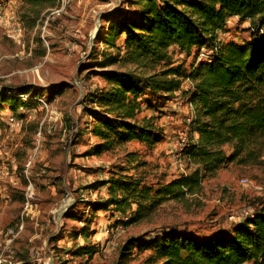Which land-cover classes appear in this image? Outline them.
I'll return each instance as SVG.
<instances>
[{
	"label": "rangeland",
	"instance_id": "1",
	"mask_svg": "<svg viewBox=\"0 0 264 264\" xmlns=\"http://www.w3.org/2000/svg\"><path fill=\"white\" fill-rule=\"evenodd\" d=\"M68 1L59 14H50L61 8L57 2L33 22L28 8L17 0L21 37L0 31V92L18 94L29 105L17 114L8 109L0 114V243L13 237L8 262L160 264L152 250L141 246L150 237L170 230L208 236L228 230L244 219V210L264 204L263 154L259 164H229L206 179L198 195L183 202L164 201L137 223H128L131 211L124 215L112 206L95 209L109 199L104 183L120 168L155 187L190 171L179 150L182 139H188L192 118L185 95L190 88L182 83L181 90L160 99H140L138 118L153 121L159 143L148 147L131 141L97 154L100 139L91 132L92 112L100 109L90 98L109 88L103 73L143 74L134 65L112 62L123 55L125 36L113 35L107 20L119 10L137 11L141 1ZM227 26L235 38L252 39L248 22L235 18ZM169 51L184 68L203 58L187 56L175 46ZM11 114L19 125L8 123ZM245 177L253 184L242 186ZM231 214L236 220H230ZM21 220L24 228L8 235L9 227Z\"/></svg>",
	"mask_w": 264,
	"mask_h": 264
},
{
	"label": "trees",
	"instance_id": "2",
	"mask_svg": "<svg viewBox=\"0 0 264 264\" xmlns=\"http://www.w3.org/2000/svg\"><path fill=\"white\" fill-rule=\"evenodd\" d=\"M20 1L33 22L58 5V0ZM140 1L137 11L119 10L107 20L113 35L125 36L123 55L112 62L134 65L143 74L103 73L109 88L90 98L100 109L92 112L91 132L100 139L94 151L100 154L131 141L148 147L159 143L153 121L138 118L140 99L172 94L189 78L193 87L185 95L193 115L181 155L191 169L156 187L124 168L115 171L104 183L109 186V199L95 209L107 211L112 206L124 215L131 211L129 224L148 219L164 201L183 202L198 195L204 181L229 164H259L264 154V0ZM231 17L249 23L251 40H218L216 31L226 28ZM174 46L194 57L209 48L210 61L196 59L188 68L176 65L169 51ZM23 106L29 105L20 95L0 92V114L5 109L17 114ZM127 157L129 163L135 161L133 153ZM141 246L152 250L160 264H264V204L228 230L208 236L164 231Z\"/></svg>",
	"mask_w": 264,
	"mask_h": 264
},
{
	"label": "built area",
	"instance_id": "3",
	"mask_svg": "<svg viewBox=\"0 0 264 264\" xmlns=\"http://www.w3.org/2000/svg\"><path fill=\"white\" fill-rule=\"evenodd\" d=\"M60 3L61 8L56 7L55 9H52L50 14H59L69 3L68 0H58V4ZM229 21V20H228ZM22 26L19 22V18L17 15V0H0V31H4L5 33H8L12 37H21L22 33ZM229 27L226 26L224 29H220L216 31V36L218 40L220 41H237V38L229 34ZM202 48L201 52L199 55H202L203 58L198 57L199 60H209L210 61V56L212 54V51L210 50L209 53H204ZM183 83L189 87L190 89L193 87V82L189 79L186 78L184 79ZM191 109H193V106L191 103H189ZM191 119L189 120V122ZM8 123L10 125H19V122L14 118L13 115L8 116ZM187 140L185 142V139H182V144L181 147L179 148L180 152L186 145ZM240 184L242 186H249L252 185L253 183L248 179V178H241L240 179ZM70 200V198L68 199ZM30 204V200L28 199L27 201V206ZM254 214V210L252 208H248L247 210L243 211V217H252ZM230 220H236V215L231 214L229 215ZM25 226V223L23 220L12 224L9 229H8V235L13 236L16 232L22 230ZM13 237H7L4 241V243H0V264H10L7 260L6 253L11 251V245H12ZM29 264H33L32 262H29Z\"/></svg>",
	"mask_w": 264,
	"mask_h": 264
},
{
	"label": "crops",
	"instance_id": "4",
	"mask_svg": "<svg viewBox=\"0 0 264 264\" xmlns=\"http://www.w3.org/2000/svg\"><path fill=\"white\" fill-rule=\"evenodd\" d=\"M235 18H237L238 19V17H231L230 19H234L235 20ZM229 19V20H230ZM238 41V40H237ZM192 111H190V112H192V115H193V109H191ZM231 150V149H230ZM230 150L228 151V153L230 152Z\"/></svg>",
	"mask_w": 264,
	"mask_h": 264
},
{
	"label": "water",
	"instance_id": "5",
	"mask_svg": "<svg viewBox=\"0 0 264 264\" xmlns=\"http://www.w3.org/2000/svg\"><path fill=\"white\" fill-rule=\"evenodd\" d=\"M49 264H54L53 262L49 263Z\"/></svg>",
	"mask_w": 264,
	"mask_h": 264
},
{
	"label": "bare ground",
	"instance_id": "6",
	"mask_svg": "<svg viewBox=\"0 0 264 264\" xmlns=\"http://www.w3.org/2000/svg\"><path fill=\"white\" fill-rule=\"evenodd\" d=\"M63 208V207H62Z\"/></svg>",
	"mask_w": 264,
	"mask_h": 264
}]
</instances>
